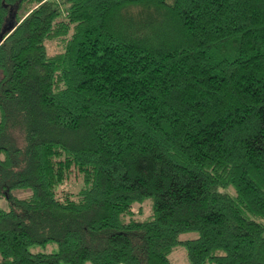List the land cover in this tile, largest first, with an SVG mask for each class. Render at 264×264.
<instances>
[{"label": "trees", "instance_id": "16d2710c", "mask_svg": "<svg viewBox=\"0 0 264 264\" xmlns=\"http://www.w3.org/2000/svg\"><path fill=\"white\" fill-rule=\"evenodd\" d=\"M1 35L0 264H264V0H0Z\"/></svg>", "mask_w": 264, "mask_h": 264}, {"label": "rangeland", "instance_id": "374dc122", "mask_svg": "<svg viewBox=\"0 0 264 264\" xmlns=\"http://www.w3.org/2000/svg\"><path fill=\"white\" fill-rule=\"evenodd\" d=\"M48 51L50 53L56 51L55 42L51 41V43H48ZM78 184L79 183L77 179L75 178L74 180L72 179L69 182H66L61 187L65 190L70 189L72 191H76L79 188ZM28 192L29 190L14 191V193L19 197H24L25 195H27ZM149 201H150V198H148V200H146L143 203H137L133 205L134 206L133 211L135 212V217L145 218L146 216H148L149 211H150ZM0 207H6V201H4V199H0ZM196 235L197 233L195 231L194 232H183V234L179 235V238L180 239H191V238H195ZM56 248H57L56 244H54L53 242H49L45 246H42V245L30 246L29 249L33 253H38V252H48L49 253L50 251L56 250ZM169 261H171V264H190L186 258V249L180 245H176L173 248V252L169 255ZM61 264H65V263H61ZM85 264H89V263L85 262Z\"/></svg>", "mask_w": 264, "mask_h": 264}, {"label": "water", "instance_id": "95a60500", "mask_svg": "<svg viewBox=\"0 0 264 264\" xmlns=\"http://www.w3.org/2000/svg\"><path fill=\"white\" fill-rule=\"evenodd\" d=\"M2 38V35L0 36V39Z\"/></svg>", "mask_w": 264, "mask_h": 264}]
</instances>
